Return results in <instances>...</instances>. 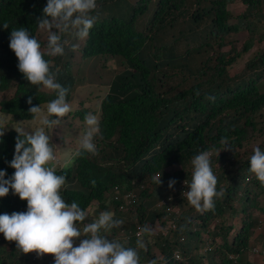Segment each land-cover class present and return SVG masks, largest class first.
<instances>
[{"label":"trees","instance_id":"1","mask_svg":"<svg viewBox=\"0 0 264 264\" xmlns=\"http://www.w3.org/2000/svg\"><path fill=\"white\" fill-rule=\"evenodd\" d=\"M235 1L97 0L82 55L122 58L134 68L132 81L120 85L116 79L115 91L101 101L100 133L94 139L98 154L73 157L57 174L66 176L61 190L66 203L77 202L88 218L91 212L111 211L114 219L123 220L101 235L136 248L140 264L153 259L157 264H251L255 241L264 238L258 233L264 185L250 172L257 146L247 147L257 134L264 135V0H241L244 10L237 16L229 9ZM46 5L47 0H0V94L14 89L0 101V112L15 121L31 120V106L56 98L25 79L9 46L11 31L21 27L39 39L37 21ZM244 32L239 46L237 36ZM254 47L243 69L232 73L237 58ZM45 59L52 62L56 82L68 90V102L77 85L71 61L65 54ZM137 79L140 85L133 84ZM130 87L135 95L120 100V89L126 93ZM79 112L85 118L88 110ZM17 137L15 130L0 137V170L6 179L15 172L9 165ZM225 137L231 150L220 143ZM258 147L264 151V141ZM202 150H215L212 169L217 191L224 194L214 199L213 210L200 213L182 194L189 190L185 181L191 180V160ZM157 172L160 186L151 179ZM170 180L176 181L173 189ZM27 207L11 190L0 198V214L26 212ZM158 222L160 231L140 237L145 247L138 248V230ZM178 250L179 261L173 255ZM0 264L54 261L23 254L0 233Z\"/></svg>","mask_w":264,"mask_h":264},{"label":"clouds","instance_id":"2","mask_svg":"<svg viewBox=\"0 0 264 264\" xmlns=\"http://www.w3.org/2000/svg\"><path fill=\"white\" fill-rule=\"evenodd\" d=\"M97 6V0H47L44 16L37 21L38 31L45 34L43 47L26 28L13 29L10 35L9 46L18 58L19 71L31 85L41 86L38 91L54 92L56 98L46 107L31 106L29 111L33 118L14 126L18 137L15 155L9 166L15 172L10 179H6L7 173L0 170V198L6 197L11 190L22 201H27L28 207L26 212L0 214V233L7 241L15 242L23 254L36 253L40 258L51 255L55 258L54 264H140L136 248L101 235L102 230L107 232L120 227L123 220L114 219L111 211H103L98 218L85 224L88 212L77 202H65L61 190L66 184V176L57 174L61 167L59 148L51 142L52 130L61 125L63 118L72 111V106L66 100L68 90L56 82V74L51 70L52 62L45 57L63 56L69 45L76 51L78 45L66 37L85 40L94 26L95 18L91 13ZM3 27L8 29L7 22ZM207 99L214 100V97ZM28 104L32 105L31 97ZM7 127L4 121H0V137L4 136ZM99 133L98 116L87 113L72 155H97L94 139ZM220 143L225 150H231L226 137L221 138ZM214 151L202 150L191 160V180L185 181L189 190L182 194L200 213L213 210L214 199L224 194L223 190L217 191L218 180L211 162ZM71 162L67 160L63 166ZM250 172L264 185V151L258 146L250 156ZM161 177L162 174L157 172L151 179L160 186ZM92 184L95 186L94 180ZM175 184V180H170L169 188L173 189ZM145 234L155 235V229L146 224L138 230V248L145 247L140 239ZM75 240L80 241L78 246L74 245ZM178 252L181 255V251ZM253 253L264 255V251L258 248H254ZM174 259L177 260L175 256ZM149 264H157V259L150 260Z\"/></svg>","mask_w":264,"mask_h":264},{"label":"rangeland","instance_id":"3","mask_svg":"<svg viewBox=\"0 0 264 264\" xmlns=\"http://www.w3.org/2000/svg\"><path fill=\"white\" fill-rule=\"evenodd\" d=\"M131 3H136L137 0H129ZM229 9L232 13L237 16L238 14L242 13L244 10V5L242 4L241 0H236L234 3L229 5ZM97 8L94 12L91 13L92 16L95 15L97 12ZM247 32L240 34L237 36V41L239 42V46H242L245 40V36ZM38 37L42 40L45 44V34L38 31ZM67 39L71 41L73 44H77L78 48L76 51H73L71 46H66V53H65V60L71 61V71L73 75L76 77V87L74 92L72 93V98L68 101V103L72 106V111L63 118L61 125L54 128L51 134V142L59 148L58 155L61 159V167L65 166L64 162L67 160L73 159L72 153L76 149V142L77 138L79 137L80 133L83 131L84 128V118L83 114L79 111L82 109H87L88 113L92 112L93 114L98 116L100 114V107L102 99L111 91H115V84L116 79L120 78V85L124 82L132 81L130 74L133 73L134 68L131 65H126L122 58L120 57H94V58H85L82 55V46L83 41L73 39L71 36H67ZM44 46V45H43ZM42 46V47H43ZM261 46H264V41L261 43ZM256 47L251 52L243 53L234 64L231 66V72L236 73L240 72L243 67L245 66L247 60ZM227 51L230 50V46L226 48ZM128 67V68H127ZM136 73V71H135ZM134 85L137 84V80H133ZM140 87V86H139ZM14 89L9 91L3 92L0 94V101L3 99L9 98ZM123 96L119 94V99L124 100L126 97H131L135 95L136 91L133 88H128L127 92H122ZM47 104H43L42 107H46ZM77 110V111H76ZM75 113V114H74ZM86 116V114H85ZM84 116V117H85ZM264 119V113L262 115ZM0 121H4L8 126L5 130V133L11 130H15L14 126H17L16 123H21L25 120H12V117L8 114L5 115L0 112ZM32 127V126H29ZM264 141V135H256L255 139L250 141L247 147L252 148L258 146L259 143ZM59 169V168H58ZM95 209V208H93ZM99 213L91 212L89 218L86 219L87 223L92 222L93 219L98 218ZM130 216V215H129ZM129 216H126L124 219L125 221L128 219ZM264 223V221L262 220ZM264 225V224H263ZM155 229V233L160 231L161 227L159 222L153 227ZM79 240L74 241V245H79ZM48 260H53L54 257L51 255H47Z\"/></svg>","mask_w":264,"mask_h":264},{"label":"crops","instance_id":"4","mask_svg":"<svg viewBox=\"0 0 264 264\" xmlns=\"http://www.w3.org/2000/svg\"><path fill=\"white\" fill-rule=\"evenodd\" d=\"M262 220L264 221V216L261 219V227L259 228V234L263 235L264 233V223L262 222ZM255 247L258 249H261L262 247H264V238L260 237L259 241H255ZM262 250V249H261ZM250 260H251V264H264V255L261 253H252L251 251V256H250Z\"/></svg>","mask_w":264,"mask_h":264},{"label":"built area","instance_id":"5","mask_svg":"<svg viewBox=\"0 0 264 264\" xmlns=\"http://www.w3.org/2000/svg\"><path fill=\"white\" fill-rule=\"evenodd\" d=\"M129 195H130V194H126L125 197H128ZM173 227H174V225H173ZM255 252H258V251L255 250ZM174 256H175V258H176L177 260H179V259L181 258V255H180V253H179L178 251L175 252Z\"/></svg>","mask_w":264,"mask_h":264}]
</instances>
